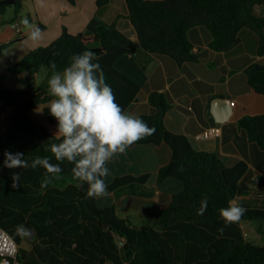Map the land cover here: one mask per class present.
Segmentation results:
<instances>
[{
	"label": "trees",
	"instance_id": "obj_1",
	"mask_svg": "<svg viewBox=\"0 0 264 264\" xmlns=\"http://www.w3.org/2000/svg\"><path fill=\"white\" fill-rule=\"evenodd\" d=\"M25 1L0 0V13L10 7L15 12L0 24L16 22ZM107 2L100 0V4ZM127 4L126 16L136 27L137 38L122 31L117 22L94 18L86 31L74 34L65 27L51 43L30 49L0 72V99L5 101L3 108L10 106L0 134V225L17 241L23 264H264V244L248 238L240 220L225 224L220 215V210L235 200L246 209L241 219L259 220L258 232L264 233V206L238 201L252 189L246 180L248 163L230 166L217 152L197 150L187 135L172 132L166 124L171 104L162 91L150 94L156 112L138 115L156 129L155 134L133 145H170L172 159L160 168L157 183L174 177L182 181L183 189L173 194L166 207L156 204V187L148 186L150 173L115 177L108 189L117 201L107 206L87 196L86 183H55L57 176L73 175L74 165L55 159L50 145L60 140L30 112L43 104L48 119L56 121L47 109L52 99L48 79L53 71L62 73L73 55L88 50L96 53L106 83L126 111L138 98L141 85L120 69L119 61L140 48L150 54H169L184 63L197 57L189 30L206 25L215 50L227 51L238 45L240 33L247 27L259 34V54H264V14L256 7L264 0H127ZM38 27L42 30L46 25ZM18 40L0 44V49ZM42 71L46 77L38 82ZM247 72L251 86L264 94V63H253ZM239 124L264 148V112L245 115ZM5 151L21 152L29 162L37 156L47 157L52 164L59 163L62 172L54 176L42 167L9 169L3 164ZM13 173H20L16 188L12 187ZM45 179L50 180L46 187ZM133 196L146 199L144 213L126 208ZM204 197L207 208L198 215ZM17 226L30 229L32 235L21 238Z\"/></svg>",
	"mask_w": 264,
	"mask_h": 264
},
{
	"label": "crops",
	"instance_id": "obj_2",
	"mask_svg": "<svg viewBox=\"0 0 264 264\" xmlns=\"http://www.w3.org/2000/svg\"><path fill=\"white\" fill-rule=\"evenodd\" d=\"M257 10L264 14V4H258ZM129 12L127 0H26L25 7L16 22L0 24V44L18 41L0 49V72L7 65L22 59L32 48L48 45L59 37L65 27L77 34L86 31L92 19L98 18L105 23L117 22L126 34L137 38L138 32L132 21L127 18ZM8 13V15H6ZM14 10L0 13V22L14 16ZM27 18L30 24L46 25L42 29V39L32 41L28 38V29L20 23ZM18 23V25H17ZM18 29L20 32H18ZM241 42L227 51L215 50L211 46L213 35L206 25H198L189 30L193 43L195 59L179 63L174 57L164 53H148L140 48L136 54L124 56L119 67L140 83L138 98L126 109V113L135 116L156 112L150 103L153 91H162L169 98L171 107L166 115L168 128L175 133L187 135L195 149L215 151L230 166L240 161L249 165L246 180L252 189L238 201L264 206V148L250 139L248 132L239 124L245 115L264 112V94L256 92L248 78V68L255 62L264 63V54H259L260 36L251 28H243ZM38 80L42 81L46 76ZM2 100L0 99V102ZM5 105V104H4ZM0 103V134L5 128L3 118L8 114L9 106L3 108ZM32 117L45 123L52 132H56L52 122L44 113L40 104L31 110ZM220 126L219 136L199 139L205 129ZM172 159V149L166 142L135 144L125 154H118L108 163L109 175L105 184L124 174L141 175L150 173L149 187H156L158 207H166L173 194L183 189V183L169 177L158 184L160 168ZM98 200V199H97ZM161 200H164V205ZM100 206L116 203V195L101 197ZM126 208L141 213L146 211V199L133 196L125 204ZM112 264V263H107Z\"/></svg>",
	"mask_w": 264,
	"mask_h": 264
},
{
	"label": "clouds",
	"instance_id": "obj_3",
	"mask_svg": "<svg viewBox=\"0 0 264 264\" xmlns=\"http://www.w3.org/2000/svg\"><path fill=\"white\" fill-rule=\"evenodd\" d=\"M22 23L32 41L42 39L40 27L30 24L27 18ZM93 51H84L71 57V63L63 72L53 71L48 79V92L52 99L47 105L50 115L57 121L55 136L60 143L50 145L55 159L67 161L74 166L73 179L88 185L89 198L106 197L104 177L109 175L107 164L118 154H125L134 143L154 135L156 129L149 127L141 118L126 113L116 102L113 89L106 83L105 75ZM55 69V64H53ZM4 166L22 169L42 167L56 176L62 172L60 164H52L47 157L25 160L21 152H4ZM58 178V176H57ZM12 187L19 186L20 173H13ZM50 180L45 179L46 187ZM207 197L201 200L198 215L207 208ZM246 209L235 200L220 210L225 224L238 222ZM220 231H223L221 229ZM21 238L31 236V230L17 226Z\"/></svg>",
	"mask_w": 264,
	"mask_h": 264
},
{
	"label": "built area",
	"instance_id": "obj_4",
	"mask_svg": "<svg viewBox=\"0 0 264 264\" xmlns=\"http://www.w3.org/2000/svg\"><path fill=\"white\" fill-rule=\"evenodd\" d=\"M18 25V23H17ZM18 32L20 30L18 29ZM10 106L8 109L9 113ZM222 133L220 126H213L205 129L197 137L210 138L213 136H219ZM19 245L14 237L0 225V264H23L18 257Z\"/></svg>",
	"mask_w": 264,
	"mask_h": 264
},
{
	"label": "rangeland",
	"instance_id": "obj_5",
	"mask_svg": "<svg viewBox=\"0 0 264 264\" xmlns=\"http://www.w3.org/2000/svg\"><path fill=\"white\" fill-rule=\"evenodd\" d=\"M10 10H13L12 7L9 8V11ZM8 15V13L6 14ZM42 78L44 77V75L46 76V73L45 71H42V74H41ZM38 82H40V80H38ZM56 126L55 125V128L54 126H52L53 129H55L56 131ZM72 181H75L73 179V175H65L61 178H57L55 180V183L58 184V185H67L68 183L72 182ZM107 191L110 193L109 195H111V192L108 188H107ZM114 193V192H112ZM115 194V193H114ZM98 200H100L101 198H97ZM116 201H117V198H116ZM163 205H164V200H161ZM240 223L247 235L248 238H250L251 240H253L255 243L257 244H264V233H260L258 232V225L260 223L259 220H256V219H240Z\"/></svg>",
	"mask_w": 264,
	"mask_h": 264
},
{
	"label": "water",
	"instance_id": "obj_6",
	"mask_svg": "<svg viewBox=\"0 0 264 264\" xmlns=\"http://www.w3.org/2000/svg\"><path fill=\"white\" fill-rule=\"evenodd\" d=\"M0 103H1L2 105H4V104H5V101L2 100ZM105 226L108 227V224H106ZM117 240H118V242L120 243V245H123V244H124L123 240H121L119 237H117Z\"/></svg>",
	"mask_w": 264,
	"mask_h": 264
}]
</instances>
